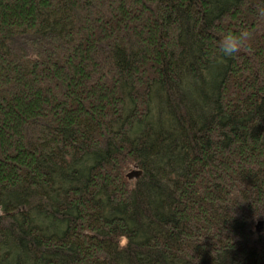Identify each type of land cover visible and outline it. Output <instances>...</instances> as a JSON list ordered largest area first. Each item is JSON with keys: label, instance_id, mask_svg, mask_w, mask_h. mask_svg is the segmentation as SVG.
<instances>
[{"label": "trees", "instance_id": "trees-1", "mask_svg": "<svg viewBox=\"0 0 264 264\" xmlns=\"http://www.w3.org/2000/svg\"><path fill=\"white\" fill-rule=\"evenodd\" d=\"M0 264H264V0H0Z\"/></svg>", "mask_w": 264, "mask_h": 264}, {"label": "water", "instance_id": "water-1", "mask_svg": "<svg viewBox=\"0 0 264 264\" xmlns=\"http://www.w3.org/2000/svg\"><path fill=\"white\" fill-rule=\"evenodd\" d=\"M137 172L136 171H130L126 176L128 178H132V177H136L137 176ZM262 222H258L256 225V230L258 231L261 228Z\"/></svg>", "mask_w": 264, "mask_h": 264}]
</instances>
